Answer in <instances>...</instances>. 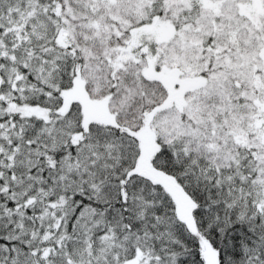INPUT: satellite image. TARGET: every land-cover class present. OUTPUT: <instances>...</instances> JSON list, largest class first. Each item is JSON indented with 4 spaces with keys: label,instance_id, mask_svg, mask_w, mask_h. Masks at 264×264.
I'll return each mask as SVG.
<instances>
[{
    "label": "snow or ice",
    "instance_id": "6c2138e0",
    "mask_svg": "<svg viewBox=\"0 0 264 264\" xmlns=\"http://www.w3.org/2000/svg\"><path fill=\"white\" fill-rule=\"evenodd\" d=\"M0 264H264V0H0Z\"/></svg>",
    "mask_w": 264,
    "mask_h": 264
}]
</instances>
